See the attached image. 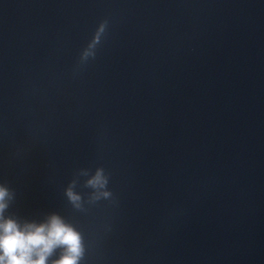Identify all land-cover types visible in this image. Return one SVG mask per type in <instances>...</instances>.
Masks as SVG:
<instances>
[{
  "label": "clouds",
  "instance_id": "9594fccd",
  "mask_svg": "<svg viewBox=\"0 0 264 264\" xmlns=\"http://www.w3.org/2000/svg\"><path fill=\"white\" fill-rule=\"evenodd\" d=\"M107 21H102L92 40L83 50L81 61L95 56V49L105 32ZM85 177V188L90 189L87 201L76 189L80 178ZM109 176L103 167L94 172L87 168L76 171L64 189V195L76 211H84L85 203L111 200ZM16 193L0 183V264H82L86 254L83 234L59 213L45 215L41 221L22 219L9 209Z\"/></svg>",
  "mask_w": 264,
  "mask_h": 264
}]
</instances>
